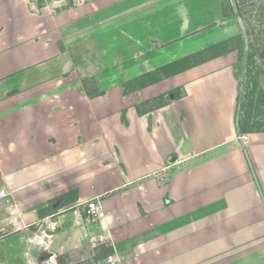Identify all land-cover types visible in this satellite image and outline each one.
Returning a JSON list of instances; mask_svg holds the SVG:
<instances>
[{
  "label": "crops",
  "instance_id": "0c3cea01",
  "mask_svg": "<svg viewBox=\"0 0 264 264\" xmlns=\"http://www.w3.org/2000/svg\"><path fill=\"white\" fill-rule=\"evenodd\" d=\"M30 2L0 0V177L11 172L6 150L21 146L23 223L71 189L78 203L116 202L117 191L127 199L99 224L75 210L70 224L52 220L46 240L25 242L41 239L61 254L90 249V236L105 233L128 264H218L220 255L226 264H264V131H238L233 61L218 57L160 80L145 89L152 94L123 93L126 80L227 40L225 28L213 38L205 31L223 23V0H73L54 14ZM86 78L99 94L85 92ZM175 88L179 95L139 111ZM238 134L249 136L245 145ZM96 164L102 176L90 184ZM225 242L232 248H215Z\"/></svg>",
  "mask_w": 264,
  "mask_h": 264
},
{
  "label": "rangeland",
  "instance_id": "374dc122",
  "mask_svg": "<svg viewBox=\"0 0 264 264\" xmlns=\"http://www.w3.org/2000/svg\"><path fill=\"white\" fill-rule=\"evenodd\" d=\"M72 4L73 0H31L29 7L34 12L41 13L44 11L54 14L70 8ZM223 4V23L217 26L210 25L205 29V31L209 30L208 35H211L213 38L215 37L213 34L214 31L220 32L221 28H225V31H223L222 35L228 37L227 43L223 47H219L218 51L232 49V51L225 52L220 57L228 56V61H233L236 78L239 81V132L252 133L264 131V0H223ZM193 39L195 38H190L188 41ZM215 51L216 50H214L212 54ZM158 69L145 73L147 75L144 78H140V76H138L126 80L123 83V93L131 94L137 91L145 90L152 84H143H146L148 81L150 82L155 77H157L158 75L156 74V71ZM52 72L54 73V71ZM104 77L105 81H112L113 79V75L111 73L105 72ZM84 81V89L86 93H88L90 96L99 94L94 82V78H86ZM146 93L152 94L153 92L151 90H145V94ZM175 94H180L178 88L172 89L165 94H160L144 101L143 103L139 104L138 109L139 111H143L158 105H162L166 99L171 96L174 97ZM6 153V156L10 157L9 162L12 161V166L8 167L11 172L7 182H4L0 177V191L5 190L10 194L12 201L19 206L21 215V146L11 150L7 149ZM101 169L102 165H90V184H93L95 177L102 176L99 174ZM76 172L77 168L75 167L74 171L72 172L74 175L70 177L71 179H74V181L80 177L78 172ZM67 178V175L64 176L65 182ZM31 184L32 186H35L36 183L31 182ZM108 184L113 185L114 183L110 181ZM48 187L50 186L47 185L46 188ZM10 190L14 191L15 198H13ZM32 192L33 191L31 190V193ZM69 193H73L72 189L63 195L58 196L52 201H49L47 208L41 210L43 211L42 215H39V212L37 213V216L39 217L38 221L32 223L31 221L24 222L23 225H21V222L18 225L10 224L9 221L6 220L8 216L5 213L4 203L0 202V264H25V262L28 264H32L31 262H34L33 264H58L56 258L57 256L61 257V264H104L103 260L109 254L114 253L113 246L110 244L101 245L94 249H89L85 246L72 250L68 248L69 250L65 251V249H63L64 252L57 254L58 251H60L59 248L57 249L56 245L53 244L49 245L47 241L42 242L41 239H37L38 243L33 242L34 244H32V242H25L26 237H44L46 240L43 232L47 230L49 226H52L53 229H55L52 220L56 221L57 217H61V222L63 225L70 224V219L73 215L71 213L75 210L81 212L82 216L84 217V213L82 211L83 208L80 206L81 202H71L59 209V212L55 210L59 203H63L65 201V196L69 195ZM118 194L121 195V198H118V201L116 202H102L101 198L96 197L101 202L104 212L107 210L110 211L112 205H116L117 211L126 205L125 199L127 198L123 199L124 194L120 193V191H117L115 196ZM89 199L86 198L83 201H87ZM30 200L33 203L35 202L34 197ZM50 214L54 215V217L42 221L44 216ZM114 216H116V219L118 218V221L119 217L122 215L115 213ZM220 228H218L219 233H221V231H219L221 230ZM56 232L58 231L56 230ZM27 243L31 244L30 250L32 249V256L26 254L25 257L24 252ZM215 248L219 249L220 251H225L231 249L232 247L227 244V242H225V245H218V247L216 246ZM122 250L124 251V247H122ZM214 250L215 249H213V251ZM123 251H119L118 253L124 255V253H122ZM44 253L55 254V259L40 260V257H42ZM223 258L224 256L222 255L218 257V264H226ZM213 263L214 262L209 261L202 262V264ZM121 264H128V262L126 260L122 261L121 258ZM129 264L165 263L159 260L157 261L155 259H151V257H146L139 262H129Z\"/></svg>",
  "mask_w": 264,
  "mask_h": 264
},
{
  "label": "built area",
  "instance_id": "2783aa9c",
  "mask_svg": "<svg viewBox=\"0 0 264 264\" xmlns=\"http://www.w3.org/2000/svg\"><path fill=\"white\" fill-rule=\"evenodd\" d=\"M237 141L245 145L249 139V136L246 134H238ZM0 202L4 203L5 213L8 216L6 220L9 221L12 225H18L22 221V212L20 215L19 206L14 203L11 199V196L5 190L0 191ZM80 206H82V211L84 213V222L86 225H96L105 220V212L101 202L97 198L89 199L87 201H81ZM90 247L92 249L101 246L112 244V239L109 234L99 233L97 235H91L89 238ZM53 260V258H51ZM104 264H121V258L116 254L108 255L104 260Z\"/></svg>",
  "mask_w": 264,
  "mask_h": 264
},
{
  "label": "trees",
  "instance_id": "16d2710c",
  "mask_svg": "<svg viewBox=\"0 0 264 264\" xmlns=\"http://www.w3.org/2000/svg\"><path fill=\"white\" fill-rule=\"evenodd\" d=\"M226 43H227V40H225L221 43H218V44H214V45L209 46L207 48H204L198 52H195L193 54L185 56L181 59L172 61V62L160 67L156 71V74L158 76L155 77L152 81H150V82L148 81L146 84H143V85L154 84L156 82H159L160 80L173 77L180 72H183L185 70H188L190 68H193L195 66L203 64V63L208 62L210 60L216 59V58L220 57L222 54H224L225 52L232 51V49L223 50V51L219 50L218 51V48L223 47L224 45H226ZM214 50H216V51L212 54V52ZM146 75L147 74H143L140 76V78H144V77H146ZM238 131H240L239 122H238ZM66 198H67V200H66ZM76 200H77L76 193L75 192L69 193V195L65 196V201L63 203H59L58 206L55 208V210L58 211L59 209L66 206L67 204H69L71 202H75ZM42 213H43V211H39V215L40 214L42 215ZM56 258H57V263L61 264V257L57 256Z\"/></svg>",
  "mask_w": 264,
  "mask_h": 264
},
{
  "label": "water",
  "instance_id": "95a60500",
  "mask_svg": "<svg viewBox=\"0 0 264 264\" xmlns=\"http://www.w3.org/2000/svg\"><path fill=\"white\" fill-rule=\"evenodd\" d=\"M175 95L177 96L178 94H175ZM51 258H54V254H52V253H44L42 255V257H40V260H47V259H51Z\"/></svg>",
  "mask_w": 264,
  "mask_h": 264
}]
</instances>
